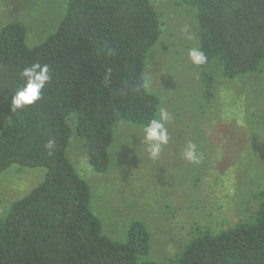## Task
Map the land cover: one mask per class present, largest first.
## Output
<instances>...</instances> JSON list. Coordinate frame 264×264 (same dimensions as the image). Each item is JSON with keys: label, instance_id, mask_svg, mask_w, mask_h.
I'll return each instance as SVG.
<instances>
[{"label": "trees", "instance_id": "obj_1", "mask_svg": "<svg viewBox=\"0 0 264 264\" xmlns=\"http://www.w3.org/2000/svg\"><path fill=\"white\" fill-rule=\"evenodd\" d=\"M188 4L207 56L202 67L216 61L227 80L261 69L264 0ZM27 33L18 22L0 29V114L9 118L0 126V174L19 165L44 168L45 175L0 222V264H160L148 259L151 236L142 221L130 224L124 243L107 237L91 209L90 185L67 156L76 135L94 172L106 173L115 125L146 123L159 110L156 95L137 92L162 35L158 12L151 0H66L55 33L33 47ZM37 61L51 67L45 98L12 112L9 93L21 83L22 69ZM203 78L210 88L212 80ZM168 264H264V189L251 217L217 233L198 227Z\"/></svg>", "mask_w": 264, "mask_h": 264}, {"label": "rangeland", "instance_id": "obj_2", "mask_svg": "<svg viewBox=\"0 0 264 264\" xmlns=\"http://www.w3.org/2000/svg\"><path fill=\"white\" fill-rule=\"evenodd\" d=\"M162 35L145 68L149 92L173 119L170 143L152 161L140 139L114 127L115 141L106 173L94 172L82 140L74 135L67 156L91 189V209L111 240L127 241L129 226L142 221L151 236L148 259L168 264L198 227L214 232L251 217L264 189V65L242 78L227 80L214 61L193 64L188 50L199 47L196 10L188 0H151ZM66 14V0H0V29L18 22L27 28L30 47L55 33ZM212 80L208 88L203 74ZM210 96H206L207 92ZM9 118L0 114V126ZM75 118L70 124L74 126ZM138 131V130H137ZM186 140L204 153L200 164L181 158ZM44 168L13 165L0 174V222L10 207L44 179Z\"/></svg>", "mask_w": 264, "mask_h": 264}, {"label": "clouds", "instance_id": "obj_3", "mask_svg": "<svg viewBox=\"0 0 264 264\" xmlns=\"http://www.w3.org/2000/svg\"><path fill=\"white\" fill-rule=\"evenodd\" d=\"M188 58L195 65H204L207 62L205 52L199 47L189 49ZM20 80L21 83L9 93L12 112L36 106L45 98V92L52 81L51 67L40 61L31 63L20 72ZM149 87L150 78L145 76L142 78L137 92L148 91ZM7 99L8 97H5V100ZM172 119V114L166 108L160 107L146 123L137 125L128 122L125 125V130L131 132V139L134 135L140 139V146L152 161H160L165 148L170 143L168 125ZM54 144V140H49L46 147L51 150ZM180 155L182 159L193 164H200L204 159L203 151L192 140L184 142L180 147Z\"/></svg>", "mask_w": 264, "mask_h": 264}]
</instances>
